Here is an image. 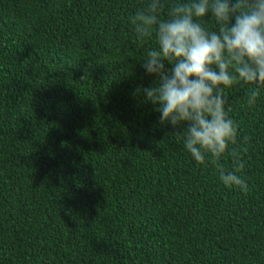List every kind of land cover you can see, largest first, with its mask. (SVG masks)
<instances>
[{
    "label": "trees",
    "instance_id": "obj_1",
    "mask_svg": "<svg viewBox=\"0 0 264 264\" xmlns=\"http://www.w3.org/2000/svg\"><path fill=\"white\" fill-rule=\"evenodd\" d=\"M149 2L0 0V264H264V89L251 109L225 89L245 195L137 92Z\"/></svg>",
    "mask_w": 264,
    "mask_h": 264
},
{
    "label": "clouds",
    "instance_id": "obj_2",
    "mask_svg": "<svg viewBox=\"0 0 264 264\" xmlns=\"http://www.w3.org/2000/svg\"><path fill=\"white\" fill-rule=\"evenodd\" d=\"M164 8V0H150L130 17L141 43L153 34L156 42L142 65L156 80L137 92L157 106L160 124L182 128L177 139L197 164H211L224 186L247 195L240 173L250 138L236 147L240 124L225 108V89L246 86L242 106L249 109L264 89V0H180L168 8L167 19L161 18ZM209 13L215 30L202 23ZM225 155L232 162L227 172L220 163Z\"/></svg>",
    "mask_w": 264,
    "mask_h": 264
}]
</instances>
